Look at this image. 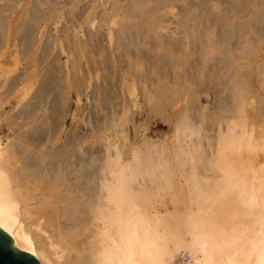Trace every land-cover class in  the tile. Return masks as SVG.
<instances>
[{
  "label": "bare ground",
  "instance_id": "6f19581e",
  "mask_svg": "<svg viewBox=\"0 0 264 264\" xmlns=\"http://www.w3.org/2000/svg\"><path fill=\"white\" fill-rule=\"evenodd\" d=\"M230 3L222 16L227 10L225 23H236H223L218 40L210 18L197 36L194 71L202 80L209 69L211 90L198 126L186 120L193 94L156 84V97L171 104L173 140L143 139L123 163L112 139L98 135L102 127L97 157L83 146L90 137L63 134V115L58 124L39 120L49 80L32 91L19 84L24 76L9 79L0 59V131L8 137L0 144V229L13 247L37 264H264V0Z\"/></svg>",
  "mask_w": 264,
  "mask_h": 264
},
{
  "label": "rangeland",
  "instance_id": "374dc122",
  "mask_svg": "<svg viewBox=\"0 0 264 264\" xmlns=\"http://www.w3.org/2000/svg\"><path fill=\"white\" fill-rule=\"evenodd\" d=\"M213 1L221 6L216 7L220 16L223 15L221 8L229 9L234 4L230 3L234 0H0V23L3 24L0 59L5 65L3 70L9 74V79L19 76V80L24 76L26 81L19 80V84L31 86L32 91L43 81L49 80L50 90L39 107L41 111L37 112L39 120L46 118L58 124L63 115L61 123L64 135L75 132L91 138L83 144L87 152L91 147L94 149V153L88 156L98 157L104 153L99 144L93 141L95 129L102 127L98 135L111 138L120 152L119 161L127 162L131 150L143 139L150 138L167 144L173 140V126L165 119L171 113L167 108L168 105L171 108V104L156 97L166 82L171 87L178 84L177 90L183 87L182 92L189 91L188 96L193 94L184 106L186 120L198 126V115L206 113L210 105L208 92H211L206 73L209 69H204V81L198 80L194 60H198L197 36L201 24L204 25L210 18H217L215 24L218 28L215 26L214 30L217 31L214 34L218 40L221 29H226L223 23L227 21V10H223L225 17L218 16L217 11L212 9ZM201 16H204L203 22ZM193 24L197 27H193ZM27 35L32 40L30 45L24 42ZM180 37L185 41L182 42ZM192 37L197 39L193 40ZM219 55L214 54L215 59ZM183 75L187 78L185 85L181 81ZM156 84L159 85L158 91H155ZM195 94H198V99L193 98ZM178 95L181 97L180 92ZM200 124L203 127H198L199 132L209 134L208 122L202 121ZM7 138L5 132L0 131L1 145L6 143ZM176 254V259L182 258V252Z\"/></svg>",
  "mask_w": 264,
  "mask_h": 264
},
{
  "label": "water",
  "instance_id": "95a60500",
  "mask_svg": "<svg viewBox=\"0 0 264 264\" xmlns=\"http://www.w3.org/2000/svg\"><path fill=\"white\" fill-rule=\"evenodd\" d=\"M0 264H37L34 257L11 246V239L0 229Z\"/></svg>",
  "mask_w": 264,
  "mask_h": 264
}]
</instances>
